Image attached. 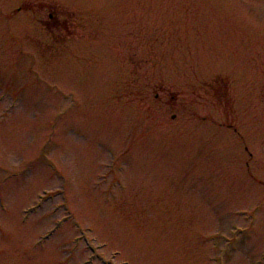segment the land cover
<instances>
[{
	"label": "rangeland",
	"instance_id": "obj_1",
	"mask_svg": "<svg viewBox=\"0 0 264 264\" xmlns=\"http://www.w3.org/2000/svg\"><path fill=\"white\" fill-rule=\"evenodd\" d=\"M0 97V264H264V0H0Z\"/></svg>",
	"mask_w": 264,
	"mask_h": 264
}]
</instances>
